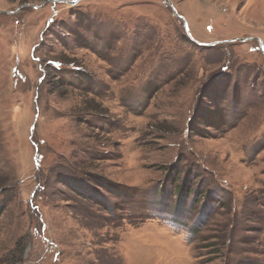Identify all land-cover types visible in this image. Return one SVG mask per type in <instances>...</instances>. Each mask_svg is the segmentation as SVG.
<instances>
[{
  "label": "rangeland",
  "instance_id": "1",
  "mask_svg": "<svg viewBox=\"0 0 264 264\" xmlns=\"http://www.w3.org/2000/svg\"><path fill=\"white\" fill-rule=\"evenodd\" d=\"M76 1L0 0V264H264V0Z\"/></svg>",
  "mask_w": 264,
  "mask_h": 264
},
{
  "label": "water",
  "instance_id": "2",
  "mask_svg": "<svg viewBox=\"0 0 264 264\" xmlns=\"http://www.w3.org/2000/svg\"><path fill=\"white\" fill-rule=\"evenodd\" d=\"M80 1H82V0H78V1H76V2H70L69 4H71V5H76V4H78ZM170 7H171V9L173 10V12H174V15L179 19V20H181V21H183L184 22V27H185V30H186V32H187V34H188V37L190 38V40H192L193 42H195V40L193 39V37H192V35L190 34V31H189V28H188V25H187V21H186V19L184 18V17H182V16H180L178 13H177V11H176V9H175V7H174V5H173V3L170 1ZM249 39H240V40H238V39H234V40H231V41H224L223 43H233V42H240V43H245V42H247ZM251 40V39H250ZM259 42V44H260V49H261V51L264 53V44H263V42L261 41V40H259L258 41ZM195 43H197V42H195ZM198 45H200V46H205V47H213V46H217L219 43H212V44H201V43H197Z\"/></svg>",
  "mask_w": 264,
  "mask_h": 264
},
{
  "label": "trees",
  "instance_id": "3",
  "mask_svg": "<svg viewBox=\"0 0 264 264\" xmlns=\"http://www.w3.org/2000/svg\"><path fill=\"white\" fill-rule=\"evenodd\" d=\"M264 59V56H263V58H262V60ZM264 61V60H263ZM263 61H261V63L264 65V62ZM259 65H260V63H259ZM264 67V66H263ZM252 68L253 69H255V66L253 65L252 66ZM227 70V69H226ZM253 72H254V70H253ZM223 74H218V75H216L217 76V78H220L221 76H222ZM228 75H230V74H228ZM257 79V78H256ZM73 185H71V188H74V187H72ZM79 193V192H78ZM79 195L83 198V199H85V200H93V199H90V196H87V195H81L80 193H79ZM91 195V194H90ZM101 203V202H100ZM101 206L103 207L104 206V204L103 203H101Z\"/></svg>",
  "mask_w": 264,
  "mask_h": 264
}]
</instances>
